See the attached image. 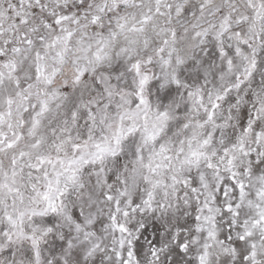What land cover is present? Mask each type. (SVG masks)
Masks as SVG:
<instances>
[{"label": "snow or ice", "instance_id": "1", "mask_svg": "<svg viewBox=\"0 0 264 264\" xmlns=\"http://www.w3.org/2000/svg\"><path fill=\"white\" fill-rule=\"evenodd\" d=\"M0 264H264V0H0Z\"/></svg>", "mask_w": 264, "mask_h": 264}]
</instances>
